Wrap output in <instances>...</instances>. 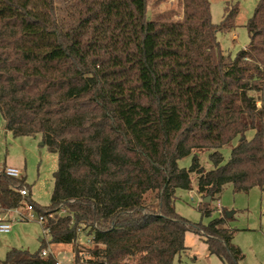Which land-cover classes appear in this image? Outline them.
I'll return each mask as SVG.
<instances>
[{"label": "trees", "instance_id": "trees-1", "mask_svg": "<svg viewBox=\"0 0 264 264\" xmlns=\"http://www.w3.org/2000/svg\"><path fill=\"white\" fill-rule=\"evenodd\" d=\"M181 1L173 19L149 18L148 0H0L6 130L39 134L58 155L49 206L32 199L25 177L0 171V210L25 200L47 216L51 238L35 253L11 248L0 264H56L42 254L48 244H72L87 264H181L188 230L225 264H239L224 216L192 223L175 201L193 173L212 199L227 184L264 189V103L253 95L264 91V0L235 57L217 34L234 27L238 5L215 24L209 0ZM235 138L223 163L221 148ZM210 149L214 167L205 169L198 153ZM23 186L25 197L15 190ZM82 231L92 246H75Z\"/></svg>", "mask_w": 264, "mask_h": 264}, {"label": "rangeland", "instance_id": "rangeland-1", "mask_svg": "<svg viewBox=\"0 0 264 264\" xmlns=\"http://www.w3.org/2000/svg\"><path fill=\"white\" fill-rule=\"evenodd\" d=\"M213 23L220 24L226 13V7L238 5L239 11L235 18V25L229 31L217 34L221 48L235 57L237 53L249 43V33L246 23L253 15L259 0H209ZM181 0H148L147 12L149 18L157 15L172 13L173 19L182 14ZM63 3V2H62ZM61 4V3H59ZM259 98L258 105L264 103V91ZM254 130L247 131L246 136L252 138ZM235 138L231 144L221 148L224 156L223 163L230 157L232 148L237 144ZM41 136H14L6 130L5 121L0 111V171L5 166L20 169L21 176L31 187L32 199L41 206H49L54 188V172L58 166V155L46 145H42ZM212 150L200 151L199 159L205 169L214 167L209 154ZM192 154L179 160L182 167L191 165ZM190 190L177 189L176 211L192 223L208 225L213 219L224 216L227 227L233 230L232 244L241 250L239 264H264V189L254 186L251 189L236 190L232 184H227L221 194L209 202L203 201V194L198 191L197 176L192 174ZM207 203V204H206ZM208 209L210 213L204 214ZM23 211V209H19ZM61 212V210L59 211ZM230 212V216H227ZM0 215L10 218L12 224L8 232H0V262L6 259L7 252L13 248H20L35 253L41 239L51 241L49 234L43 230L40 221L35 217L31 220H21L18 213L12 210H0ZM37 216V214H35ZM82 231L77 245L92 246V236ZM187 249L176 258L181 264H225L216 254L210 253L204 236L188 230L185 236ZM53 254L62 260H71L74 253L72 244H48Z\"/></svg>", "mask_w": 264, "mask_h": 264}, {"label": "built area", "instance_id": "built-area-1", "mask_svg": "<svg viewBox=\"0 0 264 264\" xmlns=\"http://www.w3.org/2000/svg\"><path fill=\"white\" fill-rule=\"evenodd\" d=\"M1 171L5 175H8V176L17 177V178L22 177L20 169L17 167L5 166V167H3V169ZM15 190H17L22 197H25V196L30 194V189L27 186H23L21 188H15ZM20 208L23 209V211L19 210ZM12 209L16 213H18L21 220H31V219H34L36 217L37 220L40 221L42 226H44L46 224L47 216L37 213L35 211L34 207L31 204H29L28 202H26L25 200L22 201L21 205L14 207ZM12 209H9V210H12ZM64 213H65L64 209H62L61 212H59V214H64ZM35 214H37V216ZM49 215L53 217L54 214L51 213ZM10 221H11L10 218H7L6 216L0 215V232H8L11 229L12 224ZM43 230L46 234H49V228L48 227L44 226ZM78 238H77V240H78ZM49 253H53L50 248H48V249L44 248L42 250V254L44 256L48 255ZM88 257L89 256L87 255V253L84 252L82 254V258H80V260H77L76 259V253L74 252L71 254V260L70 261L62 260V259L56 257V264H87Z\"/></svg>", "mask_w": 264, "mask_h": 264}, {"label": "water", "instance_id": "water-1", "mask_svg": "<svg viewBox=\"0 0 264 264\" xmlns=\"http://www.w3.org/2000/svg\"><path fill=\"white\" fill-rule=\"evenodd\" d=\"M42 145H44V143H42ZM210 200H211V196L210 195H207V196L203 197V201L204 202H209ZM227 216H230V212H227Z\"/></svg>", "mask_w": 264, "mask_h": 264}]
</instances>
